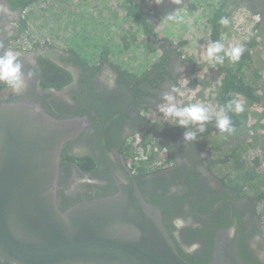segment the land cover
<instances>
[{"label":"flooded vegetation","instance_id":"obj_1","mask_svg":"<svg viewBox=\"0 0 264 264\" xmlns=\"http://www.w3.org/2000/svg\"><path fill=\"white\" fill-rule=\"evenodd\" d=\"M234 6H247L264 25V0H236ZM23 12L13 0H0V55L8 50L19 54L25 81L19 91L0 89V100L36 104L58 119H82L77 138L65 145L63 154L64 158L67 155L85 161H62L60 183L84 192L78 197L64 196L63 192L62 203L71 206L113 194L114 180L101 148L103 134L107 149L116 150L132 171L148 166L152 169L142 176L133 174L145 199L161 209L164 225L185 260L209 264L217 232L237 225L243 261L264 264V216L259 209L264 199L255 187L259 182L255 177L261 172L260 166L264 167V145L254 165H249L252 156L247 160L242 151L208 144L206 132H196V139L188 141V127L184 130L164 118L158 109L165 103L163 94L172 86L179 87L184 81V67L191 65L181 60L177 49L153 41L159 49L154 51L158 60L165 59L157 68L144 69L133 78L126 68L111 66L105 60L92 64L69 51L23 39ZM180 97L176 95L184 106ZM147 136V157L141 158L143 164L139 159L136 167L132 160L127 161L129 151L137 152L138 143ZM148 149L154 152L149 154ZM229 157L233 158L232 167L222 163ZM240 157L247 163L244 167L237 165L235 158ZM82 166H87L86 171ZM245 168L251 175L246 179L242 175ZM225 170L235 174L231 182L224 178Z\"/></svg>","mask_w":264,"mask_h":264},{"label":"water","instance_id":"obj_2","mask_svg":"<svg viewBox=\"0 0 264 264\" xmlns=\"http://www.w3.org/2000/svg\"><path fill=\"white\" fill-rule=\"evenodd\" d=\"M81 123L58 119L36 104L0 100V263L190 264L179 254L161 209L145 199L103 134L113 194L62 203L63 192H84L60 183L64 147L77 138ZM238 241L237 225L218 231L209 264H246Z\"/></svg>","mask_w":264,"mask_h":264},{"label":"rangeland","instance_id":"obj_3","mask_svg":"<svg viewBox=\"0 0 264 264\" xmlns=\"http://www.w3.org/2000/svg\"><path fill=\"white\" fill-rule=\"evenodd\" d=\"M142 1L145 9H152L151 17H155L153 23L156 26L160 24L162 32H159L158 43L166 42L177 49L181 40H189L188 48L181 49L182 53H177L185 64L186 61L191 64L184 67V81L179 82L181 90L187 93L180 97L183 105L202 103L213 111L218 110L219 94L224 90L223 77L219 72L220 65L213 66L203 57L206 45L210 42L209 28L206 24L208 9L215 4L219 5L223 0H215V4H212V0L202 2L192 0L198 10L180 6L178 0H163L159 6L154 2L150 3L149 0ZM230 4L235 7L234 4ZM177 8L184 17L182 22L163 19L167 13ZM192 14L196 16L195 21ZM232 16L228 26L224 28L222 42L226 47L229 45L244 47L246 39L256 40V48L252 51L256 59L251 65L250 72L245 73L244 80L254 89V93L261 101L259 104H251L253 98L250 101L235 98L242 102L244 111L237 114L240 124L235 127L234 133H221L215 126L214 118L207 122L205 131L209 130L210 126H215L214 131L207 136L211 139L207 141L208 144L218 145V148L222 147L226 151L231 149L236 152L242 151L241 154H244L243 157L246 159L251 156L255 159L264 143V34L252 31L253 21L256 22L259 17L256 14L252 17L247 8L239 9ZM22 23L27 26L21 35L23 39L37 45L46 44L73 51L92 64L107 57L112 64H117L122 69L126 68L136 75L144 69H150L159 59L154 51L147 48L146 37L140 23L126 15L124 0H43L22 13L21 26ZM203 30L207 31V34L203 33ZM193 62L196 65H193ZM197 76L199 78L196 86L189 87L192 78ZM177 103L179 107H184L180 105L179 98ZM171 121L179 125L178 121ZM197 127L190 124L188 131L199 132ZM225 171L227 173V170ZM228 172L231 177H235L233 171ZM259 209L263 214L264 202L260 204Z\"/></svg>","mask_w":264,"mask_h":264},{"label":"trees","instance_id":"obj_4","mask_svg":"<svg viewBox=\"0 0 264 264\" xmlns=\"http://www.w3.org/2000/svg\"><path fill=\"white\" fill-rule=\"evenodd\" d=\"M12 1V0H9ZM40 1L43 0H13L14 5L15 6H19L22 10H27L29 9L30 6L35 5L36 3H39ZM198 2H202L203 0H196ZM179 2L178 5L180 6H187V8H194L196 10H198L199 8L195 6V3L192 0H187V1H177ZM215 0H212V4H215ZM235 4L236 0H223L221 1V3L219 5L215 4L214 6H212V8L208 9V18L206 20V24L208 25L209 28V38H210V42L211 41H215V40H223V31L224 28L226 26H222L219 23V20L221 17H226L229 20L233 17L232 15L234 14V12L238 11L239 9H241V6H239V9L237 7H233L231 6V4ZM248 8L247 6H245L246 9ZM124 9L126 11V15L129 18H133L134 21L139 22L140 25L142 26L143 29V34L146 37V46L150 51H155L158 50V47L154 45V43H151L153 41H157V39L160 37V33L162 32L160 30V24L159 26H156L155 23H153L155 17H151L152 13L151 10L152 9H145V6L143 4L142 0H124ZM238 9V10H236ZM194 21L196 20V16L193 15ZM252 17H254V15H251ZM251 17V18H252ZM158 18V17H157ZM254 19V18H253ZM159 23V22H158ZM22 29H21V33L24 32V30L26 29V24L23 25L22 23ZM252 31H258L261 34H264V25L257 20L256 22L253 21V25H252ZM203 33L207 34V31L203 30ZM168 38V37H166ZM161 41V40H160ZM189 40L187 39V41H183L181 40L177 46V51L178 53H182V50H185L188 48L189 44L188 43ZM244 52L241 56V59L239 60V62L237 63H231L229 62L227 59L225 60V63L223 65H220L219 68V72H220V76H222L223 78V91L219 94V98H218V102L220 104V106L225 105L229 100L231 99H235L236 97H240L243 99H246L247 101H250V99H252V101L250 102L251 104L253 103H258L261 101L260 97L257 96V94H255L254 89L248 84L245 83V73L246 72H250L251 70V65L254 63L256 56L253 55V49L256 48V40L253 38H248L244 41ZM187 47V48H186ZM194 47V45H192V48ZM69 53L77 55L76 53H74L73 51H70ZM78 57V55H77ZM79 58V57H78ZM165 59V56H163L162 58H160V61L158 62V64H154L152 67L153 68H157ZM105 61H107V63H110L111 66H115V67H119L116 66V64H112L111 61L108 60V58L106 57L104 59ZM104 60H99L98 63L104 61ZM85 65H87V62H84ZM195 64V62H193V65ZM196 65V64H195ZM121 71V70H120ZM121 72H125V74L127 73L126 71H121ZM132 73V72H131ZM131 76H133V78H136V75H134L133 73L131 74ZM198 76L194 79H192V81H190L189 87L195 85L198 83ZM9 87L7 84L5 83H0V89L2 90L3 88H7ZM163 115V114H162ZM161 115V116H162ZM161 116H158L159 118H161ZM229 116L231 117V120L233 122V126L236 127L240 124L238 115L236 113H229ZM169 122H172L171 120L167 119ZM215 126H210L209 130H206V134L204 135L205 137L210 136V134L212 133V131H214ZM184 130H186L187 127H183ZM216 130V129H215ZM150 141V138L147 136L146 138H144L143 140L140 141V143H138V150L137 152H134L133 149H131L129 151V155L131 158H128L127 161H135V160H139L141 158H146L147 157V153H146V148H145V142L147 144V141ZM208 141H211V139H209ZM264 145V143H263ZM144 146V147H143ZM143 148V150H142ZM128 154V153H127ZM218 157V155H217ZM241 158V157H240ZM235 158V160L237 161V165L240 167H244L247 163L244 162L242 160V158ZM244 158V157H243ZM87 159V158H86ZM89 160L91 158H88ZM143 159V160H144ZM78 161V162H82L81 158L78 159H73V157H69L67 155H65V158L63 159V163L67 162V161ZM142 160V159H141ZM141 161V164L144 163V161ZM241 160V162H240ZM248 160V159H247ZM257 157L254 158H250V163L249 165H254V163L256 162ZM85 161V160H84ZM97 162V160H96ZM232 162H233V158L229 157L228 159H225L222 163L223 165H231L232 167ZM85 171H86V167L82 166ZM261 168V172L264 177V167L260 166ZM152 169L148 166V167H144L137 169L138 175L142 176L143 172H147V171H151ZM247 168H245L244 172H242V175H245V179L250 177L251 175L248 173ZM259 174L258 177H255L257 181L255 184V187H259L260 189H258V191L260 193H262L261 198L264 199V178ZM229 177V179H227ZM230 173H226V175H224V178L226 180H230ZM254 179H252L251 181H253ZM245 182V181H244ZM262 190V191H260ZM260 201H262L261 199H259ZM262 214V213H261ZM262 216H264V213L262 214ZM178 245V243H177ZM7 264V263H5Z\"/></svg>","mask_w":264,"mask_h":264},{"label":"clouds","instance_id":"obj_5","mask_svg":"<svg viewBox=\"0 0 264 264\" xmlns=\"http://www.w3.org/2000/svg\"><path fill=\"white\" fill-rule=\"evenodd\" d=\"M149 2H154L159 6L163 0H149ZM163 19L165 21L180 23L184 20V17L180 14V9L177 8L167 13ZM219 23L222 26H228L229 19L221 17ZM244 50V47L241 45H229L226 47L221 40H215L206 45V53L203 58L213 66L223 65L226 59L231 63H237L241 59ZM22 67V64L19 62L18 53L11 50L5 51L0 55V83H5L16 91L22 89L25 84ZM181 70L183 71V69ZM29 76H31V73H29ZM173 93L178 96L185 94L181 90V87L177 86H172L170 91L163 94L162 99L165 103L158 105V109L163 113L165 119L178 121L181 127H188L190 124L197 125V130L203 133L207 122L214 118L215 126L221 133L232 134L235 132L236 129L233 126L229 113H242L244 107L241 101L231 99L225 105L220 106L218 110L213 111V109L206 107L202 103H190L184 107H179L176 95H173ZM185 139L188 141L195 140L196 132L189 131L185 133Z\"/></svg>","mask_w":264,"mask_h":264},{"label":"built area","instance_id":"obj_6","mask_svg":"<svg viewBox=\"0 0 264 264\" xmlns=\"http://www.w3.org/2000/svg\"><path fill=\"white\" fill-rule=\"evenodd\" d=\"M24 46H27V43L25 42L24 44H23ZM149 154H151L152 152H154L153 151V149H148V151H147ZM138 160H135V161H133V163H134V165L136 166V167H138ZM159 162V161H158ZM158 162H157V164H158ZM133 163H132V165H133ZM133 173L134 172H137V169L136 170H134V171H132Z\"/></svg>","mask_w":264,"mask_h":264},{"label":"bare ground","instance_id":"obj_7","mask_svg":"<svg viewBox=\"0 0 264 264\" xmlns=\"http://www.w3.org/2000/svg\"><path fill=\"white\" fill-rule=\"evenodd\" d=\"M174 241V240H173ZM175 243V242H174ZM176 245V244H175ZM177 247V246H176ZM178 250V249H177ZM178 252H179V250H178ZM179 254L181 255V253L179 252ZM182 256V255H181ZM183 257V256H182ZM184 258V257H183Z\"/></svg>","mask_w":264,"mask_h":264},{"label":"crops","instance_id":"obj_8","mask_svg":"<svg viewBox=\"0 0 264 264\" xmlns=\"http://www.w3.org/2000/svg\"><path fill=\"white\" fill-rule=\"evenodd\" d=\"M185 81L187 82V79H185Z\"/></svg>","mask_w":264,"mask_h":264}]
</instances>
